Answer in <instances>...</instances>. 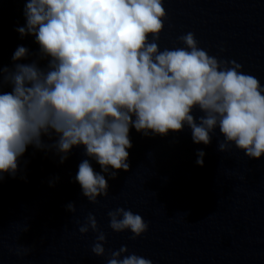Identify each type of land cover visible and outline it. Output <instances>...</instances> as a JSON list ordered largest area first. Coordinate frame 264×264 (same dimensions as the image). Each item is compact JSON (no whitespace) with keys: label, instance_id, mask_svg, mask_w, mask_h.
Listing matches in <instances>:
<instances>
[{"label":"clouds","instance_id":"clouds-1","mask_svg":"<svg viewBox=\"0 0 264 264\" xmlns=\"http://www.w3.org/2000/svg\"><path fill=\"white\" fill-rule=\"evenodd\" d=\"M164 2L24 0L25 25L16 30L22 38L33 36L39 48L30 63L19 62L30 55L24 46L14 51L12 67L0 63V184L6 174L16 177L29 146L54 150L60 163L83 147L101 172L84 159L74 180L96 204L109 194L106 175L116 179L118 171H130L133 128L148 137L187 126L193 142L206 146L218 129L219 151L234 145L250 159L264 156V85L235 60L209 55L192 32L178 37L184 47L161 50ZM204 155L198 150L199 166ZM66 210L75 213V204L69 202ZM107 215L109 227L130 230L131 239L148 231V222L130 209L117 207ZM90 229L98 233L91 251L102 257L106 235L92 213L79 232ZM124 253L127 246L111 251L107 264H152Z\"/></svg>","mask_w":264,"mask_h":264}]
</instances>
